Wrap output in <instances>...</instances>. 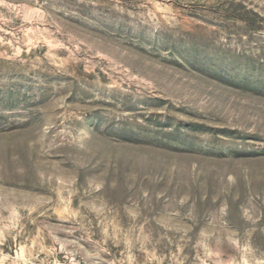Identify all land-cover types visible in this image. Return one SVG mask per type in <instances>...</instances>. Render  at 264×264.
<instances>
[{
    "label": "rangeland",
    "instance_id": "obj_1",
    "mask_svg": "<svg viewBox=\"0 0 264 264\" xmlns=\"http://www.w3.org/2000/svg\"><path fill=\"white\" fill-rule=\"evenodd\" d=\"M0 264H264V0H0Z\"/></svg>",
    "mask_w": 264,
    "mask_h": 264
}]
</instances>
